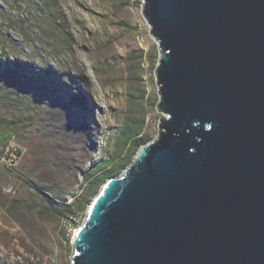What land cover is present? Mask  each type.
<instances>
[{"label":"water","instance_id":"1","mask_svg":"<svg viewBox=\"0 0 264 264\" xmlns=\"http://www.w3.org/2000/svg\"><path fill=\"white\" fill-rule=\"evenodd\" d=\"M162 116L71 264H264V0H142Z\"/></svg>","mask_w":264,"mask_h":264},{"label":"rangeland","instance_id":"2","mask_svg":"<svg viewBox=\"0 0 264 264\" xmlns=\"http://www.w3.org/2000/svg\"><path fill=\"white\" fill-rule=\"evenodd\" d=\"M44 1L42 16L10 2L0 17L3 46L15 49L0 56V132L9 131L0 148L17 155L12 168L0 162V264H71L72 233L38 188L71 201L85 171L116 148L126 115L143 119L148 140L162 116L142 0Z\"/></svg>","mask_w":264,"mask_h":264},{"label":"trees","instance_id":"3","mask_svg":"<svg viewBox=\"0 0 264 264\" xmlns=\"http://www.w3.org/2000/svg\"><path fill=\"white\" fill-rule=\"evenodd\" d=\"M10 2L20 10L22 6L25 7L26 3L31 2L34 6V11L37 12L36 16H42V12L45 9L44 4L46 3L44 0H0V17L4 15L2 7L6 4L10 5ZM20 14L22 15L21 12ZM23 19L24 18L22 17L21 21H24ZM2 32L3 30L0 27V39L2 42V45L0 46V56L6 58L15 49L12 48L10 51L12 46H9V48L3 46L8 39ZM152 63H156V58L154 61L152 60ZM18 68L19 67H16V65H9L7 67L9 76L11 73V75H14L12 78H16V72L19 71ZM142 124L143 119L138 120L134 116L129 119L128 115H126V118L121 125V131L118 137L119 143H117L116 148L112 150L105 159L94 162L89 169L85 171L82 176V185L75 193H73L71 201L66 202L65 200H57L53 195L51 196L49 192L38 188V191L41 193L44 200L45 207L50 212L55 213L59 219H62L67 215H73L75 217V215L82 214L83 212L85 214L87 206L94 195L98 192L102 183L108 177L120 173V171L132 160L140 145L148 141V137L140 132ZM8 132L9 131L5 133L0 132V140L5 137V134ZM7 167L12 168V165ZM74 224L77 226L79 221H74Z\"/></svg>","mask_w":264,"mask_h":264},{"label":"built area","instance_id":"4","mask_svg":"<svg viewBox=\"0 0 264 264\" xmlns=\"http://www.w3.org/2000/svg\"><path fill=\"white\" fill-rule=\"evenodd\" d=\"M17 159V155L15 150H13L12 152H10V148L8 146L6 147H1L0 148V162L4 165V166H10L13 165L15 160ZM75 222H78L79 220L76 219V217H74L73 215H67L66 217H63L61 219L62 225L64 226L65 230L72 233L75 230V228L77 226H75L74 224ZM67 235L69 233H66Z\"/></svg>","mask_w":264,"mask_h":264}]
</instances>
